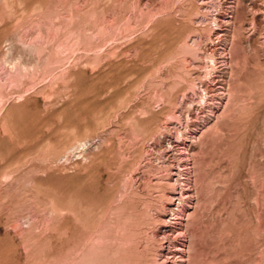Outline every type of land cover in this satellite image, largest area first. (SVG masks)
Returning a JSON list of instances; mask_svg holds the SVG:
<instances>
[{
	"label": "rangeland",
	"instance_id": "1",
	"mask_svg": "<svg viewBox=\"0 0 264 264\" xmlns=\"http://www.w3.org/2000/svg\"><path fill=\"white\" fill-rule=\"evenodd\" d=\"M68 194L96 244L50 210ZM123 257L264 264V0L0 1V264Z\"/></svg>",
	"mask_w": 264,
	"mask_h": 264
},
{
	"label": "bare ground",
	"instance_id": "2",
	"mask_svg": "<svg viewBox=\"0 0 264 264\" xmlns=\"http://www.w3.org/2000/svg\"><path fill=\"white\" fill-rule=\"evenodd\" d=\"M0 1H2V0H0ZM4 1V0H3ZM7 2V1H6ZM21 4V3H20ZM8 8V7H7ZM5 9V8H4ZM8 9H10V8H8ZM5 11H7L6 9H5ZM3 14H5V13H3ZM79 15H81L80 13H79ZM62 16V15H61ZM60 17V16H59ZM95 17V16H94ZM64 18V17H63ZM79 18V17H78ZM93 18V17H92ZM97 19H98V17H96ZM218 19V18H217ZM68 20V19H67ZM89 20V19H88ZM91 20V19H90ZM94 20V19H93ZM73 21V20H72ZM242 21V20H241ZM57 22V21H56ZM96 22V21H95ZM214 22L216 23L215 24V26L216 25H219V23H217V21L216 20H214ZM213 22V23H214ZM89 23V22H88ZM85 24V23H84ZM87 25V24H86ZM84 26V25H83ZM95 26V25H94ZM105 26V25H104ZM62 28V27H61ZM85 28V27H84ZM91 29V28H90ZM93 29V28H92ZM92 29H91V31H92ZM77 30V29H76ZM94 30V29H93ZM97 30H98V28H97ZM81 31V30H80ZM89 31V30H88ZM90 31V32H91ZM53 32V31H52ZM71 32V31H70ZM87 32V31H86ZM93 32V31H92ZM105 32V31H104ZM106 32H107V30H106ZM59 33V32H58ZM79 33V32H78ZM78 33H76L77 35H78ZM87 33H89V32H87ZM98 33V37H99V32H97ZM97 33H93V35L95 36V34L97 35ZM52 34H54V33H52ZM55 34H57L56 32H55ZM74 34V33H73ZM83 34H85V30H84V32H83ZM82 34V35H83ZM79 35H81V34H79ZM86 35V34H85ZM85 35H83V36H85ZM103 35H105V34H103ZM107 35V34H106ZM20 36V35H19ZM54 36V43L51 41V43L50 44H53V48L54 47H56L57 48V51H61L62 49V44L61 43H59L58 41H57V39H56V36L55 35H53ZM58 36H59V38H60V35L58 34ZM71 36V35H70ZM82 36V37H83ZM92 36V35H91ZM201 36V35H200ZM17 37V36H16ZM66 37V36H65ZM73 37V36H72ZM75 37V36H74ZM77 37V36H76ZM75 37V38H76ZM80 37V36H79ZM96 37V36H95ZM98 37H96V39L98 38ZM202 37V36H201ZM22 38V37H21ZM51 38V37H50ZM49 37H48V39L47 40H49L50 39ZM58 38V37H57ZM67 38V37H66ZM52 39V38H51ZM50 39V40H51ZM70 39V38H69ZM83 39V38H82ZM96 39H95V41H96ZM198 39V38H197ZM196 38L194 39V41L195 40H197ZM202 39V38H201ZM21 40V39H20ZM23 40V39H22ZM76 40H78V38L76 39ZM80 40V39H79ZM77 41V43L79 44V42L80 41ZM86 40V39H85ZM90 40V39H89ZM94 40V39H93ZM73 41H75V39L73 40ZM99 41V40H98ZM193 41V42H194ZM198 41H200V40H198ZM47 42V41H46ZM62 42V41H61ZM64 43H65V41H63ZM69 42H70V40H69ZM76 42V41H75ZM86 42V41H85ZM84 42V39H83V43H85ZM22 43V42H21ZM82 43V44H83ZM87 43H89L88 41H87ZM195 43V42H194ZM197 43V42H196ZM19 44V43H18ZM47 44H49L48 42H47ZM71 44H72V42H71ZM76 44V43H75ZM75 44H72V45H75ZM81 44V45H82ZM96 44V43H95ZM24 45V47H22V48H24V52L25 51H27V53H29V54H33V56H35V54L36 55H38L39 56V54H43V53H40L41 51H43L42 50V44L40 45V44H30V45H28V46H25V44H23ZM66 45V44H65ZM65 45H63V47L65 46ZM80 45V44H79ZM92 44H90V46H91ZM93 45H94V43H93ZM189 45V44H188ZM20 46V45H19ZM15 47H18V45L17 46H15ZM21 47V46H20ZM44 47V46H43ZM82 47V46H81ZM86 47V46H85ZM55 48V49H56ZM58 48H60L59 50H58ZM66 48V47H65ZM75 48V47H74ZM93 48V47H92ZM91 48V49H92ZM190 48H191V46H190ZM44 49V48H43ZM46 49H47V47H46ZM83 49V48H82ZM227 49V48H226ZM13 50V49H12ZM12 50H10V51H12ZM15 51H16V48L14 49ZM13 50V51H14ZM64 50V49H63ZM185 50V49H184ZM191 50V49H190ZM232 50L233 49H231L230 51H229V53L228 54H230V57L231 58H233L232 56L234 55L233 53L234 52H232ZM12 51V52H13ZM18 51V53L21 51H19V50H17ZM16 51V52H17ZM52 51V50H51ZM67 51H69L70 52V50H67ZM74 51H76V50H74ZM193 51V50H192ZM191 51V52H192ZM195 51V50H194ZM49 52V51H48ZM47 51H46V53H48ZM52 52H54V53H56L55 52V50H53ZM228 52V51H227ZM226 52V53H227ZM18 53H17V55H18ZM21 53V52H20ZM58 53H60V52H58ZM62 53H64V52H62ZM62 53H61V55H62ZM109 53H110V51H109ZM9 54V56H10V52L8 53ZM14 54V53H13ZM13 54H11V56L13 55ZM52 54V53H51ZM57 54V53H56ZM56 54H54L53 56H57ZM75 54V53H74ZM20 55V54H19ZM49 55V54H48ZM48 55H47V57H48ZM227 55V54H226ZM11 56L9 57L10 59H12L11 58ZM30 56V55H29ZM33 56H32V58H33ZM44 55H42V57H43ZM197 56H199V55H197ZM41 57V55H40V58H42ZM45 57V56H44ZM43 57V58H44ZM46 57V58H47ZM57 57H59L60 58V56L58 55ZM209 57H210V55H209ZM228 57V56H227ZM8 58V59H9ZM39 58V57H38ZM37 58V60H35L36 62H40V61H38L39 59ZM50 58H52V57H50ZM34 59V58H33ZM53 59V58H52ZM55 59H57V58H55ZM209 59V58H208ZM210 59L215 63V58L211 55V57H210ZM236 59V58H235ZM234 59V60H235ZM30 60H32V59H30ZM49 59H46V62L48 61ZM34 61V62H35ZM42 61V60H41ZM43 61H45V59L43 60ZM43 61H42V63H43ZM57 61V60H56ZM226 61V60H225ZM232 61V60H231ZM26 62H28V61H26ZM32 62H33V60H32ZM57 62H59V61H57ZM41 63V64H42ZM45 63V62H44ZM226 63H228L227 61H226ZM232 63V62H231ZM27 65V67H29V66H31V64H30V61L28 62V63H25L24 62V65ZM30 64V65H29ZM33 64V63H32ZM37 63H35V65H36ZM41 64H39L40 66H41ZM53 65H54V63H52ZM51 64V65H52ZM58 64V63H57ZM229 64V63H228ZM23 65V64H22ZM26 65H25V68H26ZM29 65V66H28ZM38 65V66H39ZM50 65V64H49ZM153 65V64H152ZM155 65V64H154ZM230 65V64H229ZM39 66V67H40ZM43 66V65H42ZM44 66H45V64H44ZM55 66H56V64H55ZM157 66V65H156ZM32 67H33V69L35 68L34 66H31V69H32ZM108 67H110V66H108ZM158 67V66H157ZM30 68V67H29ZM38 68V67H37ZM53 68V67H52ZM33 69H32V71H33ZM39 69V68H38ZM51 69V68H50ZM45 71H47V70H45ZM109 73V72H108ZM111 73V72H110ZM44 76V75H43ZM43 78V77H42ZM201 78V77H200ZM35 79V78H34ZM184 79H186V78H184ZM183 79V80H184ZM17 81V80H16ZM185 81V80H184ZM187 81V80H186ZM14 82V81H13ZM192 82V81H191ZM189 83H190V81H189ZM3 88V87H2ZM1 88V90H3ZM3 94V93H2ZM2 94H1V97H2ZM8 95V94H7ZM229 95H232L231 93H229ZM5 96V95H4ZM228 96V95H227ZM231 97V96H230ZM229 97V98H230ZM204 99V98H203ZM4 101V100H3ZM2 103V102H1ZM89 138V137H88ZM75 139V138H74ZM76 142H77V140H76ZM75 141L74 142H70V144H67L66 146H64L63 148H61V149H55L54 147V150H52V151H50L49 152V154L48 155H50V156H53V157H59L60 155H62L64 152H66V151H69V149H71V148H73L74 146H75V143H76ZM83 142V141H82ZM79 143H81V142H79ZM82 145H84L85 146V144H82ZM80 146H81V144H80ZM112 147V146H111ZM48 151V150H47ZM86 152V151H85ZM47 153V152H46ZM34 155V154H33ZM88 155H89V152H88ZM46 157V156H45ZM61 157V156H60ZM48 158H49V156H48ZM95 160V162H96V159H94ZM197 164V163H196ZM3 169V168H2ZM7 170V169H6ZM8 171V170H7ZM8 173H11V172H8ZM29 182H31V181H29ZM29 184V183H28ZM30 186H31V183H30ZM32 186H34V185H32ZM3 189V188H2ZM5 190V189H4ZM44 191V190H43ZM46 191V190H45ZM130 192V191H129ZM33 193L37 196L36 198H38V199H40L41 201H47L46 199H47V196L45 195V194H47V191H46V193L44 192H42L39 188H34L33 189ZM72 193H73V191H72ZM49 194V193H48ZM69 195V194H68ZM73 195V194H72ZM70 196V199H68L67 201H65L64 203H60V201L59 202H54V201H56V200H52V205H51V207H50V210L53 212V213H55L56 215H58L59 217H65L66 219H67V222H68V225L67 226H65V228L63 229L64 230V232L68 235V237H70V238H72V237H74L75 235H77L78 237H85V236H87V237H93L92 238V240H93V242L96 244V242H99V240H100V238L102 239V237L104 236V234H103V231L104 230H102V228H101V226H98L99 224L98 223H96V221L97 220H95V218H96V209L94 208V207H92V206H86V205H83L82 203H80V202H77L76 201V199L74 200L73 198H71V195H69ZM124 196V195H123ZM2 197V196H1ZM74 197V196H73ZM168 197V196H167ZM183 196H180L179 198H178V201H179V204H180V206H182V204L184 203V198H182ZM172 199L174 200V197H172ZM6 200V199H5ZM121 200V199H120ZM125 200V199H124ZM4 201V200H3ZM82 201H83V199H82ZM47 203V202H46ZM3 208V207H2ZM119 209V208H118ZM123 209V208H122ZM135 210V209H134ZM171 211H174V210H172L171 209ZM113 212V211H112ZM117 212V211H116ZM131 213H132V211H130ZM173 213V212H172ZM121 214V213H120ZM123 214V213H122ZM125 214V213H124ZM101 215V214H100ZM99 215V216H100ZM172 215H176V214H172ZM103 217V216H102ZM105 218V217H104ZM26 219V218H25ZM15 220L17 221V219L15 218ZM14 221V220H13ZM31 221V220H30ZM65 221V220H64ZM32 222V221H31ZM105 222H107V221H105ZM69 223H73V225H70ZM100 223V222H99ZM134 223H135V221H134ZM13 224V223H12ZM114 225V224H113ZM117 225V224H116ZM8 226V225H7ZM15 227V226H14ZM127 229H129L128 227L125 229V231L127 230ZM17 230H18V228H17ZM20 231V230H19ZM106 231V230H105ZM64 233V234H65ZM114 233V232H113ZM19 234V233H18ZM112 234V233H111ZM115 234V233H114ZM122 235V236H121ZM125 235H128L127 233H124V232H121V234H120V236H121V238H119V240H117L118 241V247H119V250L120 251H123V249H122V246L124 245L123 244V241L124 242H128L129 243V241L130 240H128L127 239V237H125ZM105 238V237H104ZM76 239V238H75ZM86 239H88V238H86ZM132 239V238H131ZM91 240V241H92ZM82 241V240H81ZM105 241H106V239H105ZM73 242H75L74 240H73ZM77 242V241H76ZM90 242V241H89ZM93 243V244H94ZM87 245H89V244H87ZM73 246H75L74 244H73ZM76 246H77V244H76ZM79 246V245H78ZM86 246V245H85ZM105 246H106V242H105ZM163 246V245H162ZM97 247V246H96ZM107 247V246H106ZM75 248V247H74ZM78 248V247H77ZM91 248V247H90ZM92 249V248H91ZM128 250H129V248H128ZM128 250H126V249H124V251H128ZM177 250H180V249H177ZM189 250V249H188ZM70 251V250H69ZM117 251V250H116ZM44 253V252H43ZM91 253V252H90ZM79 254V253H78ZM101 256V255H100ZM44 257H45V255H44ZM76 257V256H75ZM74 257V258H75ZM69 258H71V256L69 257ZM187 259H189V258H187ZM86 260V259H85ZM70 261V260H69ZM116 262V261H115ZM128 262V257H123V259H120V263L121 264H123V263H125V264H129V263H127ZM130 262V261H129ZM87 262H85V264H86ZM81 264V263H80ZM118 264V263H117ZM176 264V263H175Z\"/></svg>",
	"mask_w": 264,
	"mask_h": 264
}]
</instances>
